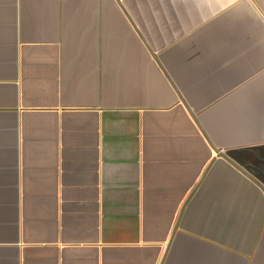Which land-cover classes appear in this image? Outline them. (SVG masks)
<instances>
[{
	"label": "crops",
	"instance_id": "0c3cea01",
	"mask_svg": "<svg viewBox=\"0 0 264 264\" xmlns=\"http://www.w3.org/2000/svg\"><path fill=\"white\" fill-rule=\"evenodd\" d=\"M209 142L264 188V0H0V264H264Z\"/></svg>",
	"mask_w": 264,
	"mask_h": 264
},
{
	"label": "water",
	"instance_id": "95a60500",
	"mask_svg": "<svg viewBox=\"0 0 264 264\" xmlns=\"http://www.w3.org/2000/svg\"><path fill=\"white\" fill-rule=\"evenodd\" d=\"M118 1V0H116ZM194 118V116H193ZM194 120H196L194 118ZM198 128L201 130V132L203 133L204 136L205 133L202 130V128L199 126V124L197 123ZM210 146H212L214 152L216 153L217 157L223 158L224 160H226L229 164H231L232 166H234L237 170H239L242 174H244L245 176H247L250 180H252L256 185H258L264 192V188L261 186V184L259 182H257L256 180H254L252 177H250L244 170H242L241 168H239L238 166H236L225 154H223L221 151H219L217 148H215L210 142H209Z\"/></svg>",
	"mask_w": 264,
	"mask_h": 264
}]
</instances>
